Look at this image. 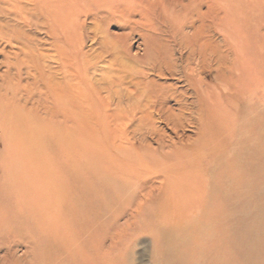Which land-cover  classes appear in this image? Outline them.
Returning <instances> with one entry per match:
<instances>
[{"label": "rangeland", "instance_id": "obj_1", "mask_svg": "<svg viewBox=\"0 0 264 264\" xmlns=\"http://www.w3.org/2000/svg\"><path fill=\"white\" fill-rule=\"evenodd\" d=\"M16 1L73 112L72 167L26 148L28 264H264V0Z\"/></svg>", "mask_w": 264, "mask_h": 264}, {"label": "bare ground", "instance_id": "obj_2", "mask_svg": "<svg viewBox=\"0 0 264 264\" xmlns=\"http://www.w3.org/2000/svg\"><path fill=\"white\" fill-rule=\"evenodd\" d=\"M179 1L182 5L184 4L181 0ZM29 3L38 12V19L41 18L44 10H40L39 1L31 0ZM16 10L21 11L17 1L0 6V13L5 12L6 17ZM203 11L200 12L203 18L210 15L208 11ZM6 17L0 15V136L5 146V160L3 159L0 164V264H28L29 237L31 240L39 238L36 235L40 234V220L36 214L27 212L26 205L29 201L36 205L40 203L37 204L38 201H36L38 196L31 197L33 200L27 199V195L31 196L30 191H32L29 185L31 169L26 171L22 168L32 160L26 158V148L29 142H34V145L38 142L37 145L43 147L46 141L54 140L58 143V148L69 152V157H65V166L67 164L68 168L72 167L73 112L68 98L70 90L67 89L70 80L64 81L57 78L58 80L51 81L43 71H39L38 74L32 65L31 48L41 45V40L35 43V37L25 36V32L23 33L25 28L22 25L19 27L11 25ZM23 18V21H29L26 15ZM18 30L20 33H17ZM25 38H29V42ZM198 51L204 60L207 59V54L203 50ZM62 122L65 124L63 128L58 124ZM65 139L67 140L65 143L61 142ZM257 147L255 145L247 147L246 155L248 157L254 155L257 149L259 150ZM221 169L219 172L222 174ZM39 174L44 184L53 176L52 173L49 175L47 172ZM67 175L66 183L70 188L68 204L71 205L73 199L71 169L68 170ZM11 197L17 200V205L11 209V212L13 209L16 210L14 217L12 214L9 216L10 208L7 204ZM2 206H4L3 210ZM28 218L36 221L37 230L32 236H29L27 224H25ZM2 249L5 250L3 253ZM19 249L23 251L20 256L17 255Z\"/></svg>", "mask_w": 264, "mask_h": 264}]
</instances>
